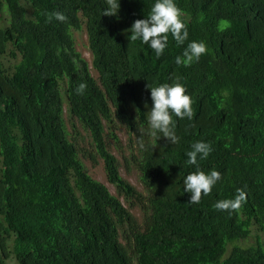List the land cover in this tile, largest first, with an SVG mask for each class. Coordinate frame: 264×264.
<instances>
[{
	"label": "trees",
	"instance_id": "16d2710c",
	"mask_svg": "<svg viewBox=\"0 0 264 264\" xmlns=\"http://www.w3.org/2000/svg\"><path fill=\"white\" fill-rule=\"evenodd\" d=\"M155 2L119 0L118 14L109 17L106 0H0L4 258L13 238L17 264H264L260 242L227 253L252 226L264 233V0H174L187 17L188 38L178 45L169 35L159 58L140 40L130 42L127 31L149 17ZM54 12L67 20L46 22L42 14ZM82 18L98 81L71 34ZM191 42H204L206 54L178 66L176 57ZM6 55L20 59L7 68ZM177 81L194 116H173L179 143L171 144L151 134L146 85ZM62 82L70 115L90 133L108 182L142 208L141 224L87 172L63 119ZM80 83L87 84L83 95L75 91ZM113 118L136 136L145 194L121 177L107 148L103 121ZM196 142L213 149L198 160L199 170L223 178L199 204H189L184 180L197 167L187 164L186 153ZM237 189L247 193L239 211L214 207Z\"/></svg>",
	"mask_w": 264,
	"mask_h": 264
},
{
	"label": "clouds",
	"instance_id": "9594fccd",
	"mask_svg": "<svg viewBox=\"0 0 264 264\" xmlns=\"http://www.w3.org/2000/svg\"><path fill=\"white\" fill-rule=\"evenodd\" d=\"M108 5L103 16H116L119 12V0H106ZM46 15V22L53 19L65 22L67 17L60 12ZM183 11L176 5L174 0H156L151 8L150 15L147 19L136 20L132 27L127 31L131 33L128 37L130 42L140 40L143 44L149 45L154 50L157 58L161 57L167 45L169 35L176 41L178 45H183L188 38L187 25L183 22ZM207 52L204 42H191L184 50L182 57L177 56L175 63L188 66L194 60L198 61L200 57ZM87 88L86 83H80L75 89L76 94L83 95ZM150 90L153 106L147 113L151 134L155 136L161 133L162 137L167 139L171 144H178L179 137L176 135V120L173 116L183 120L185 118L191 120L194 116L192 108V99L186 94V87L180 82L171 85L165 83L159 86L151 84L146 85ZM147 107V105H145ZM141 147L144 146L142 138L138 139ZM191 151L186 153L188 159L187 164L195 165L197 171L193 172L184 180L185 192L190 193L189 204H199L203 196L211 194L216 184L222 180V174L216 170L205 173L199 170L198 160H205L212 152L209 143L196 142L191 145ZM247 201V193L243 189H237V193L233 199L220 200L215 203L217 210L239 211Z\"/></svg>",
	"mask_w": 264,
	"mask_h": 264
},
{
	"label": "rangeland",
	"instance_id": "374dc122",
	"mask_svg": "<svg viewBox=\"0 0 264 264\" xmlns=\"http://www.w3.org/2000/svg\"><path fill=\"white\" fill-rule=\"evenodd\" d=\"M3 17L7 18V15L3 13ZM183 19H187V17L182 16V20ZM71 34L76 50L87 61L90 67L91 75L98 81V74L92 65L93 59L89 50L85 19L82 18V23L79 28L71 29ZM19 59V56L16 59H13L6 55L3 57V63L7 68H11L13 65L17 64ZM60 89L63 99V119L69 133V139L76 145L79 151V157L85 165L87 172L94 180L105 185L113 196L118 197L123 206L136 218L138 224H141L143 221L142 208H140L138 202H133V204H131L126 201L124 197L118 194L116 187L108 182L104 169V163L95 152L90 133L69 113V105L65 93L64 82L61 83ZM103 125L104 138L107 148L118 161L121 177L131 184L139 193L145 194L146 192L140 181V173L137 166L140 154L136 144V136L131 135L126 127L116 118H113V122L111 124L103 121ZM114 136L117 140L114 139ZM258 242L264 245V233L256 226H252L249 238L239 243L230 244L228 246L227 253H230L232 248L236 245L246 247L255 245ZM6 252L8 256L5 258L0 253L2 264H17L13 254V238L7 242Z\"/></svg>",
	"mask_w": 264,
	"mask_h": 264
}]
</instances>
